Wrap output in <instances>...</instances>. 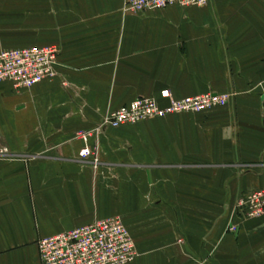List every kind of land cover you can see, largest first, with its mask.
I'll return each instance as SVG.
<instances>
[{
	"label": "crops",
	"instance_id": "0c3cea01",
	"mask_svg": "<svg viewBox=\"0 0 264 264\" xmlns=\"http://www.w3.org/2000/svg\"><path fill=\"white\" fill-rule=\"evenodd\" d=\"M123 0H41L56 76L0 83V264H40L39 239L118 216L128 264H264V0L126 13ZM227 93L224 105L77 133L137 97ZM233 227L231 231L229 228Z\"/></svg>",
	"mask_w": 264,
	"mask_h": 264
},
{
	"label": "built area",
	"instance_id": "2783aa9c",
	"mask_svg": "<svg viewBox=\"0 0 264 264\" xmlns=\"http://www.w3.org/2000/svg\"><path fill=\"white\" fill-rule=\"evenodd\" d=\"M208 0H123L126 13H141L169 6L204 7ZM58 49L55 45L0 49V83L8 82L15 91L28 89L45 79L56 76ZM162 97L169 96L162 91ZM227 94L207 93L180 99L168 97L161 106L155 98H139L109 112L92 130L79 132L85 145L79 155L97 164V147L86 142L104 127L117 128L140 121L164 117L177 112H198L226 103ZM243 218L264 213V188L242 194L235 206ZM231 231L233 227L229 228ZM40 264H128L139 252L134 240L118 216L97 219L89 224L39 239Z\"/></svg>",
	"mask_w": 264,
	"mask_h": 264
},
{
	"label": "rangeland",
	"instance_id": "374dc122",
	"mask_svg": "<svg viewBox=\"0 0 264 264\" xmlns=\"http://www.w3.org/2000/svg\"><path fill=\"white\" fill-rule=\"evenodd\" d=\"M33 46H41V0H0V49L24 48V47H33ZM161 93L162 91L160 92L159 100L156 97H153L161 106H165L167 104L168 97H171L173 99H180V98H174L169 93V91H168L169 96L167 97H162ZM207 93H210V91L204 93L191 94L187 96H196ZM218 94H227V93H218ZM227 96L229 95L227 94ZM139 98H148V97H137L135 99H139ZM220 105H224V104H220ZM206 110H209V108ZM206 110H202L198 112H177V113L168 114L164 117L149 118L140 121L139 123L151 119L166 118L169 117L170 115L196 114ZM136 124H128V125H136ZM2 136L3 135H0V156H5L8 154V150L6 149L5 146H3V144H5V140ZM77 137H78V133H77Z\"/></svg>",
	"mask_w": 264,
	"mask_h": 264
},
{
	"label": "water",
	"instance_id": "95a60500",
	"mask_svg": "<svg viewBox=\"0 0 264 264\" xmlns=\"http://www.w3.org/2000/svg\"><path fill=\"white\" fill-rule=\"evenodd\" d=\"M262 101H263V107H264V96L262 97Z\"/></svg>",
	"mask_w": 264,
	"mask_h": 264
}]
</instances>
